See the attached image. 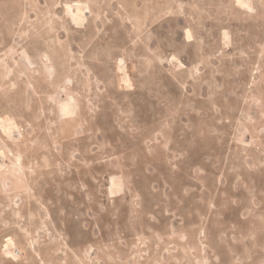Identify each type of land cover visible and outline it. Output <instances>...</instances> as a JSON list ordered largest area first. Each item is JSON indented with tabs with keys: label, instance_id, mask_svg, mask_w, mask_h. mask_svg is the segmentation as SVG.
Segmentation results:
<instances>
[{
	"label": "rangeland",
	"instance_id": "rangeland-1",
	"mask_svg": "<svg viewBox=\"0 0 264 264\" xmlns=\"http://www.w3.org/2000/svg\"><path fill=\"white\" fill-rule=\"evenodd\" d=\"M0 264H264V0H0Z\"/></svg>",
	"mask_w": 264,
	"mask_h": 264
},
{
	"label": "snow or ice",
	"instance_id": "snow-or-ice-1",
	"mask_svg": "<svg viewBox=\"0 0 264 264\" xmlns=\"http://www.w3.org/2000/svg\"><path fill=\"white\" fill-rule=\"evenodd\" d=\"M241 6H242V7H247V4H242Z\"/></svg>",
	"mask_w": 264,
	"mask_h": 264
}]
</instances>
